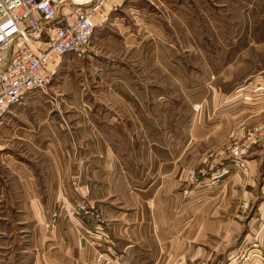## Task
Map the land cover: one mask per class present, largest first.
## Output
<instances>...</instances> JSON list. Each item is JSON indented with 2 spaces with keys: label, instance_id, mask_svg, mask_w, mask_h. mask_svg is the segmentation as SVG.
Listing matches in <instances>:
<instances>
[{
  "label": "rangeland",
  "instance_id": "374dc122",
  "mask_svg": "<svg viewBox=\"0 0 264 264\" xmlns=\"http://www.w3.org/2000/svg\"><path fill=\"white\" fill-rule=\"evenodd\" d=\"M253 85L264 86V0H123L96 27L89 52L63 55L51 83L22 102L43 104L32 110L36 117L54 116L59 126L70 127L69 165L77 170L72 182L80 200L71 202V191H62L60 200L72 211L71 226L93 248L92 222L98 218L93 198H123L126 191L127 197L137 195L109 164L115 159L124 166L128 150L182 149L204 103H209L206 115L213 117L224 101L256 97L252 89L236 94L238 88ZM132 105L139 111L136 115L130 112ZM236 112L232 109L228 117L234 119ZM245 116L247 122L261 123L258 135L234 133L226 143V158L218 160L213 172L192 171V182L209 177V185L216 187L232 174L249 176L247 156L264 138V105L255 115L250 110ZM131 118L137 125L142 120L147 124H127ZM228 160L235 169H229ZM217 173L221 178L214 182ZM257 203L252 206L242 198L237 205L242 219L254 218L243 245L254 238L264 251V213L259 214ZM237 251L227 256L228 264L245 263L240 257L235 261ZM101 257L102 264L121 261L113 251Z\"/></svg>",
  "mask_w": 264,
  "mask_h": 264
},
{
  "label": "crops",
  "instance_id": "0c3cea01",
  "mask_svg": "<svg viewBox=\"0 0 264 264\" xmlns=\"http://www.w3.org/2000/svg\"><path fill=\"white\" fill-rule=\"evenodd\" d=\"M249 89L256 97L224 101L213 117L206 115L209 103H204L182 149L128 150L124 166L115 159L109 164L137 195L127 197L126 191L123 198H93L98 216L92 222L93 248L71 226L72 211L60 200L62 191L72 192L71 202L80 200L72 182L77 170L69 165L70 127L59 126L54 116L36 117L32 110L43 104L12 107L0 123V264H102L101 254L112 251L121 257L118 264H228L227 256L241 249L254 223V218L242 219L238 202L245 198L253 206L258 200L257 211L264 213V138L247 156V177L232 174L211 187L209 177L192 182L189 174L206 172L225 159L226 143L234 133L258 135L261 123L247 122L245 112L260 111L264 86L241 87L236 94ZM130 108L135 115L139 112ZM232 109L237 110L234 119L228 117ZM135 120L127 124H147ZM231 121L235 126L226 127ZM203 142L207 144L199 147ZM226 163L235 169L232 162ZM260 255L255 253L244 264H264V251Z\"/></svg>",
  "mask_w": 264,
  "mask_h": 264
},
{
  "label": "built area",
  "instance_id": "2783aa9c",
  "mask_svg": "<svg viewBox=\"0 0 264 264\" xmlns=\"http://www.w3.org/2000/svg\"><path fill=\"white\" fill-rule=\"evenodd\" d=\"M123 0H0V122L24 98L45 88L67 54L84 55L95 29ZM235 154L239 153L236 148ZM221 173L215 175L219 181ZM257 239L232 256L251 260Z\"/></svg>",
  "mask_w": 264,
  "mask_h": 264
}]
</instances>
